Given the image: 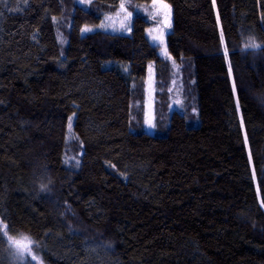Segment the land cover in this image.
Here are the masks:
<instances>
[{"label": "trees", "instance_id": "16d2710c", "mask_svg": "<svg viewBox=\"0 0 264 264\" xmlns=\"http://www.w3.org/2000/svg\"><path fill=\"white\" fill-rule=\"evenodd\" d=\"M123 1L0 0V264H264V0H163L153 61L143 16L81 34Z\"/></svg>", "mask_w": 264, "mask_h": 264}, {"label": "rangeland", "instance_id": "374dc122", "mask_svg": "<svg viewBox=\"0 0 264 264\" xmlns=\"http://www.w3.org/2000/svg\"><path fill=\"white\" fill-rule=\"evenodd\" d=\"M86 0H77V3L84 7V2ZM125 9L119 8V11L113 14V16L105 22V27H87L91 31H84V27L81 31L83 36L95 32L97 30H106L110 33H125L129 34L131 31L132 20L136 16H143L152 23V26L146 32V40L148 47H154L155 53L149 56L150 60L153 61L157 58H169L167 49V36L171 31L172 27V9L171 6L163 0H151L150 3H132L129 0H124L123 3ZM167 6V7H165ZM131 13V16L127 14ZM130 29V30H128ZM152 30L151 32L149 30ZM153 36H162V42L160 40H153ZM167 50V55H164V49ZM149 49V48H148ZM147 49V50H148ZM150 51V49H149ZM151 52V51H150ZM147 105H146V130L150 134L159 133L154 126V73L153 69H149L148 80H147ZM170 90L173 95V103L175 106L180 107L183 99L181 94H183L182 86L177 85V81H174ZM21 240V239H19ZM28 241L18 242V244H9V254L4 255V262L13 264H31L33 262L32 256L29 251H26L21 258L18 248L29 246Z\"/></svg>", "mask_w": 264, "mask_h": 264}, {"label": "snow or ice", "instance_id": "6c2138e0", "mask_svg": "<svg viewBox=\"0 0 264 264\" xmlns=\"http://www.w3.org/2000/svg\"><path fill=\"white\" fill-rule=\"evenodd\" d=\"M165 7H167V6H165ZM120 8H121V9H125V5H124V4H121V5H120ZM127 15H128V16H131V13H128ZM100 27H105V25H101ZM128 30H130V29H128ZM84 31H91V29H88V28L86 27V28L84 29ZM149 31L151 32L152 30L150 29ZM153 40H160V41L162 42V36H153ZM245 47H250V48L256 49V48H259L260 46L257 45V44L255 43L254 39H253V40H250V41L245 45ZM164 55H167V50H166V48L164 49ZM193 111H195V110H193ZM78 165H79V162L76 161L75 166L78 167ZM18 251H19V253H20V255H21V258H23L24 253H25L26 251H29V248H28L27 245H25L24 247L18 248ZM32 259H35V257L33 256Z\"/></svg>", "mask_w": 264, "mask_h": 264}, {"label": "clouds", "instance_id": "9594fccd", "mask_svg": "<svg viewBox=\"0 0 264 264\" xmlns=\"http://www.w3.org/2000/svg\"><path fill=\"white\" fill-rule=\"evenodd\" d=\"M257 44V43H256ZM258 45V44H257Z\"/></svg>", "mask_w": 264, "mask_h": 264}]
</instances>
